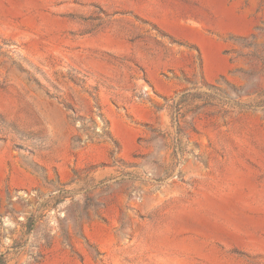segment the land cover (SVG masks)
Segmentation results:
<instances>
[{"label": "rangeland", "instance_id": "rangeland-1", "mask_svg": "<svg viewBox=\"0 0 264 264\" xmlns=\"http://www.w3.org/2000/svg\"><path fill=\"white\" fill-rule=\"evenodd\" d=\"M5 264H264V0H0Z\"/></svg>", "mask_w": 264, "mask_h": 264}, {"label": "trees", "instance_id": "trees-1", "mask_svg": "<svg viewBox=\"0 0 264 264\" xmlns=\"http://www.w3.org/2000/svg\"><path fill=\"white\" fill-rule=\"evenodd\" d=\"M0 264H5V258L2 254H0Z\"/></svg>", "mask_w": 264, "mask_h": 264}]
</instances>
